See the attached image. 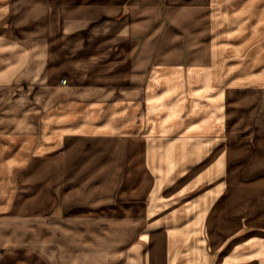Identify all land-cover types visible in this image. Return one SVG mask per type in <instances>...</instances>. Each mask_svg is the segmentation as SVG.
Segmentation results:
<instances>
[{
  "label": "rangeland",
  "instance_id": "rangeland-1",
  "mask_svg": "<svg viewBox=\"0 0 264 264\" xmlns=\"http://www.w3.org/2000/svg\"><path fill=\"white\" fill-rule=\"evenodd\" d=\"M171 1L0 0V70L10 71L11 80L5 88L0 87V167L12 158L11 152L27 132L35 137L24 167L10 171L5 165L0 169V264H115L105 256V227L114 223L131 225L136 232L133 240L137 236L147 240L144 236L153 231H147L144 225L154 199L168 201L177 209L183 203L190 206V200L212 183L209 175L191 188L183 190L184 186L177 185L178 192L171 189L187 174L181 163L189 147L195 149L199 140L178 139L186 129L199 132L206 124L214 126L212 134L204 139L213 142V151L220 152L218 199L223 211L230 187L264 185V170L252 167L253 162L264 161V101H248L247 87L224 88L225 95L218 100L222 101L221 108L209 101L215 98L213 94L221 84L241 74L257 42H246L249 33L245 30L234 41L219 43L222 52L215 60L218 57L223 62L215 63V75L206 76L208 81L210 76L214 78L210 89H200L205 78L193 73L191 58L204 38L193 42L191 37L200 35L203 15L201 11L188 13L173 23ZM173 49L179 51L175 69L180 72L173 74V81L183 87V93L177 96L180 101H157L151 106L146 87L162 55ZM138 55L145 57L135 79L129 76ZM71 58L89 61L88 70L105 73L111 81L106 83L117 92L137 85L142 95L141 101H124L121 107L127 108V114L124 112L119 122L109 113L105 115L115 101L96 107L97 125L118 130L128 119V132L131 127L135 131L123 136L126 144L119 140L104 155L100 152L95 158L96 169L85 168L76 175L80 181L71 191L79 200L69 204L64 197L71 171L66 170L61 159L52 162L62 154L56 151L55 141L59 138L48 140L51 149L43 156L36 153L45 120L75 92L78 87L73 85L80 86L70 84L74 71ZM177 83L171 84L174 87ZM191 85L193 89L189 90ZM168 91L172 95L176 89ZM79 109L82 112L83 108ZM215 113L222 114V120H216ZM22 114L29 119L31 130L18 124L17 117ZM206 116H212V120L202 122ZM216 127L221 128L220 132H214ZM86 140L80 155L93 146L95 138ZM171 163L177 164L168 166ZM259 176L263 178L255 179ZM80 183L85 184L79 187ZM168 193L171 196L166 198ZM262 195H253L250 203L259 201L257 196ZM191 216L190 212L184 214L185 224L192 221ZM243 220L247 222V217ZM240 228V237L251 231L247 223ZM190 235L199 238V233L187 234ZM220 253L211 249L209 264H215Z\"/></svg>",
  "mask_w": 264,
  "mask_h": 264
},
{
  "label": "crops",
  "instance_id": "crops-1",
  "mask_svg": "<svg viewBox=\"0 0 264 264\" xmlns=\"http://www.w3.org/2000/svg\"><path fill=\"white\" fill-rule=\"evenodd\" d=\"M171 2L173 6L169 8L173 23L182 20L183 16L186 17L188 13L201 11V16L203 15L200 21V35L191 37L193 42L198 38L201 40L204 38L203 44L197 47L191 58L193 73L202 74L205 78L203 82L201 80L200 89L202 87L203 90L210 89L214 78L210 76L208 81L206 76L215 75V63L223 62V59L219 60L218 57L215 60V57L222 52L219 43L234 41V38H238L245 30H248L249 35L245 41L258 44L248 53L249 58L243 64L244 68L241 74L234 76L227 84L226 82L221 84V88H217L213 94L215 98L209 99V101L213 100L216 107L221 108L222 101L218 100L221 99V95H225L223 89L228 87L232 90L247 87L249 89L248 101H264V0H172ZM8 9H10V4ZM191 39L189 40L192 41ZM238 48L232 50L236 51ZM178 56L179 51L175 49L164 56L162 55V62L159 61L160 63L154 69L146 87L149 105H156L157 101H180L177 96L183 93V87L179 82L173 81L175 79L173 74L180 72L175 69V65L178 64L175 60L178 59ZM144 57V55L137 56L129 77L138 78ZM71 61L74 63V71L69 77L70 84L77 83L80 86L73 85V87H78L75 92L59 104L58 108L50 113L45 120L43 138L38 146L39 151L37 150L36 153L43 156L46 151L51 149L48 140L59 138L55 141V145L59 146H56V151H61L62 154L61 157L55 156V160L52 162L58 163L63 160L66 170L71 171L68 172V191L64 197L69 204L79 200V196L74 197L76 192L71 191L75 182L80 181L76 175H79L80 171L85 168L96 169L95 158L100 152L104 155L106 149L108 148L110 151L113 143L116 144L119 140H124L126 144L127 138L123 136L135 131V128L131 127L132 131L128 132V119H126L125 125H121L118 130L108 129L106 124L97 125L96 107L108 101H115L110 104L105 115L109 113L112 119L119 122L127 110V108L121 107L124 105V101L127 104L128 101H141L140 95H142V89L137 85L120 88L117 92L109 83H106L111 81L107 79L105 73L88 70L89 61L74 60V58H71ZM39 62L42 64V61L39 60ZM6 71L8 70H0V87L2 85L3 88H5V84L11 82L8 76L10 71ZM64 81L63 84L66 85L67 81ZM173 82L177 83L174 87L171 84ZM170 88L176 89L172 95L168 94ZM61 89L63 88L55 90L61 91ZM191 89H193V85L189 90ZM79 107L83 108L82 112ZM75 111H79L80 114ZM105 115L100 117L104 118ZM215 115L218 117L216 120H222V114L218 116V113H215ZM210 118L212 120V116H206L202 122H209ZM17 119L18 124L27 126L31 130L32 125L26 115L22 114ZM130 121L133 122V119L130 118ZM213 127V125L206 124L199 132L186 129L184 134L178 137V139L199 137V140L195 144V149L189 147V152H186L188 156L181 163L182 169L187 170V174L182 175L183 179L179 180L183 184L175 183L171 189L178 192L177 185L184 186L183 190L191 188L202 179L208 178L209 175L213 179L212 183L205 191L190 200V206L183 203L181 208L177 209L175 205H168V201L157 202L154 199L148 210V220L144 225L147 231H153L144 236L147 240L140 236L133 240L136 232L131 225L114 223L110 228L105 227L103 232L106 258L109 257L115 264H209L210 250L216 249L221 253L215 264H264V195L257 196L259 201L250 203V197L264 193V185L244 187L238 184L230 187L229 195L226 198V210L223 211L220 208L221 202L218 199L221 181L219 177L220 152L213 151V142H207L204 139V136L212 134ZM220 130V127H216L214 132L218 133ZM89 137L95 138L93 146L80 155V151L87 142L86 138ZM34 140L35 137L31 135V132H27V135L21 138L20 145L11 152L12 158L4 162L5 164L0 169L6 168L5 165H8L7 168L10 171L14 167H24L27 164ZM176 141L177 139L170 143ZM97 147L101 150L97 151ZM103 158L105 159V157ZM172 164L177 163H171L168 166ZM252 167L257 171L264 170V161L253 162ZM262 178L259 176L255 179ZM171 189L168 190L169 193L172 191ZM169 193L166 198L171 196ZM182 209H186L192 215L190 218L192 221L188 224H185L187 221L184 220V214L187 212L181 213ZM245 215L247 222L243 220L246 218ZM255 221L257 222L254 223ZM242 223H247L251 231L240 237ZM136 231L138 233V230ZM190 232H193V235L199 233V238L194 237L195 239H193L192 235L188 237L187 234ZM117 233L119 235L116 237ZM110 259L108 260L110 261Z\"/></svg>",
  "mask_w": 264,
  "mask_h": 264
},
{
  "label": "bare ground",
  "instance_id": "bare-ground-1",
  "mask_svg": "<svg viewBox=\"0 0 264 264\" xmlns=\"http://www.w3.org/2000/svg\"><path fill=\"white\" fill-rule=\"evenodd\" d=\"M264 125V124H263ZM239 156V155H238Z\"/></svg>",
  "mask_w": 264,
  "mask_h": 264
}]
</instances>
